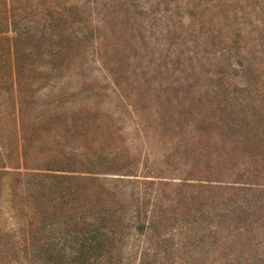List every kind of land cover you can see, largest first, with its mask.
<instances>
[{
	"label": "trees",
	"instance_id": "16d2710c",
	"mask_svg": "<svg viewBox=\"0 0 264 264\" xmlns=\"http://www.w3.org/2000/svg\"><path fill=\"white\" fill-rule=\"evenodd\" d=\"M139 1L0 0V264H264V0Z\"/></svg>",
	"mask_w": 264,
	"mask_h": 264
},
{
	"label": "rangeland",
	"instance_id": "374dc122",
	"mask_svg": "<svg viewBox=\"0 0 264 264\" xmlns=\"http://www.w3.org/2000/svg\"><path fill=\"white\" fill-rule=\"evenodd\" d=\"M97 3H100L101 1L103 0H96ZM185 0H179L178 3L179 5H182V2H184ZM52 2L54 3L55 6L59 7L60 8V11L62 12L63 15L67 16L69 14V12H67V9L69 8H72L73 6L76 8V9H79L81 11H84L86 12L85 14H81L80 13H76V14H73V13H70V22H72V24H74L73 26H76L77 24H80L81 22V19L82 18H87L85 21L87 23V27L89 28H93L97 25V21H96V17L94 16V11H93V5L92 3L89 2V0H52ZM154 2H157V5L153 6L151 4H153ZM202 3L206 2V1H201ZM224 0H214L213 4H214V29H215V40H214V43H215V50H218L222 45L218 43V39H222L223 37V30L220 31V28L223 27V24H222V21L220 19L219 21V17H222L223 13L225 12L223 7H222V4H223ZM138 4H140V8H145V10L141 13L143 15H148L152 12V14H158V13H161L163 12V9L165 8L164 6V0H156V1H153V0H140L139 2H137ZM93 11V12H92ZM91 13V15H90ZM196 13V10H191L189 9L188 11H185L184 13H181V22L183 24H187L188 23V17L192 15H195ZM89 14V15H88ZM249 19H252V25L253 26H258V23H256L255 21H253V19H256V18H249ZM221 23V24H220ZM249 30V29H247ZM250 31V30H249ZM248 31V32H249ZM252 33L249 32V35H251ZM92 39L93 37L90 36L87 43L85 44V47H86V50H88L87 54L85 55V57L83 58L82 60V68H84V71L83 73L87 76L86 78V81L88 82V87H91L92 89H96L99 87V90H96L97 92H100L102 94L101 96V114L100 115H103L106 114L105 112H110V111H114V112H117V109H115V104H116V101H115V97L114 95H112L111 93H105L106 96H103V92H104V88H106L107 90L109 89L110 87V80L108 79H104L105 81H103L101 79V74L100 72H98V66L96 64H91L90 62V54H89V50L91 49V46H90V42H92ZM91 40V41H90ZM109 91V90H108ZM43 93V92H42ZM45 93V92H44ZM47 94V93H45ZM43 94V95H45ZM39 95L40 97H42L44 100L45 99H50L51 95L48 94V98L47 96H43L41 94V92H39ZM84 102H87L85 101L84 97H79L78 96V99H76L75 103L74 104H82ZM132 122L129 121V120H123V126H122V131L125 133V132H131V128H132ZM118 127H121L119 125V122L117 123V128ZM94 135V134H93ZM129 143V141H127V144ZM48 144V143H47ZM126 144V143H125ZM129 145V144H128ZM66 149V148H65ZM152 151V150H150ZM153 152V151H152ZM148 156L149 158H158L159 155H157L158 157H156V155H152L151 152L148 151ZM28 163L30 164H36V163H33V161H28ZM107 177H115V175H112V174H108V175H105ZM124 187L128 188V184H123ZM164 204V203H163ZM162 204V206H164ZM0 227H4V229H12L14 227V222L12 219H10L8 217V214L7 213H3L1 214V221H0ZM174 226V225H173ZM168 229H169V232H168ZM171 229L169 227H167L165 229V231L163 232L165 235V237L169 238L170 237V242L171 243H174L177 241L178 239V236L176 235L175 231H170ZM171 232L174 233L173 236L171 235ZM168 233V235H167ZM122 264H136V257L134 256L133 258L129 259V260H122L121 262Z\"/></svg>",
	"mask_w": 264,
	"mask_h": 264
}]
</instances>
